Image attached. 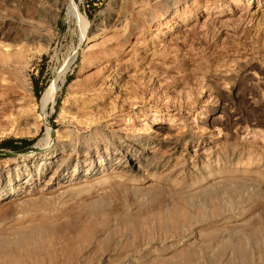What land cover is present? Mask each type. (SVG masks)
<instances>
[{"label": "rangeland", "instance_id": "obj_1", "mask_svg": "<svg viewBox=\"0 0 264 264\" xmlns=\"http://www.w3.org/2000/svg\"><path fill=\"white\" fill-rule=\"evenodd\" d=\"M4 28L0 161L86 165L0 202V264H264V0H0ZM126 146L147 165L104 164Z\"/></svg>", "mask_w": 264, "mask_h": 264}, {"label": "bare ground", "instance_id": "obj_2", "mask_svg": "<svg viewBox=\"0 0 264 264\" xmlns=\"http://www.w3.org/2000/svg\"><path fill=\"white\" fill-rule=\"evenodd\" d=\"M115 20H118V18L116 17ZM98 25H99V21L93 23L92 24L93 28L91 29L90 32H94L95 29L98 28ZM6 31H7V28H6ZM6 33L7 32H5V28H4V31H3V29L0 30L1 35L9 37L10 33H9V35ZM31 35L32 34L30 33V30H29V33H26L25 36L30 37ZM12 36H14V35H12ZM49 92H50V89H46V91L43 93L42 98H41V106H44ZM19 130L18 129L16 130V128H12V129L7 130V132H9V133L11 132L14 135H17V134L19 135L22 133ZM79 137H80V135H79ZM37 144H39V143H37ZM135 144L136 145L138 144L139 146H137V147L140 148V141H137ZM68 145H70V144H68ZM63 146L64 145L62 144V147ZM126 147L127 148L122 153V155L119 154L120 151L118 152L117 149L115 150V147H113V149L110 150V152L107 149H104L102 153H104L103 155H104L105 159L107 158L106 163H104V164H107V161L109 163L111 162L110 164H112V161H113L114 162L113 165H116L117 167H119L120 170L122 172H124L125 174L129 173L132 170H139L141 167L147 165V162H146L147 158L152 156V155L150 156L151 150L149 151V150H147V148H144L143 151H140V150L137 151L136 150L134 152V151H131V149L129 150L128 146H126ZM131 147H133V146H131ZM60 149H61L60 151L52 150V151H49V153L48 152H43V153L41 152V154L39 153L36 155L26 154V155H22L19 158H13L11 160L0 161V202L4 201L6 198H8L10 196L17 195V194H20L22 192L23 193L27 192V190H30L33 183H34V185H37V187H35V189L46 190L48 187H50L51 184L56 185V184H60L61 182H67V181L69 182V180H71L72 178H68V177L73 176L75 179L78 178L80 166L86 165L85 161L81 162V164L76 162L73 165V167L71 168L70 174L67 175L66 172H63V171H66V166L63 165V163H65L64 162L65 157L63 155L62 148H60ZM67 150H69V149H67ZM65 153H67V152H65ZM160 153H162V152H160ZM99 157L96 156L95 159L91 158L92 160L90 162H94L95 164L100 162V161L102 162L103 159H101ZM160 159H161V157H160ZM101 162H100V164H102ZM93 166L90 165L88 167L85 175L88 174L89 170H92L91 167H93ZM146 167H148V166H146ZM35 182H36V184H35ZM27 193H29V192H27Z\"/></svg>", "mask_w": 264, "mask_h": 264}, {"label": "trees", "instance_id": "obj_3", "mask_svg": "<svg viewBox=\"0 0 264 264\" xmlns=\"http://www.w3.org/2000/svg\"><path fill=\"white\" fill-rule=\"evenodd\" d=\"M19 141L23 145H29L31 143L30 140H26V139H19ZM2 144L4 146H7L8 148H12V149H17L18 148V146L14 145L11 140L4 141Z\"/></svg>", "mask_w": 264, "mask_h": 264}]
</instances>
